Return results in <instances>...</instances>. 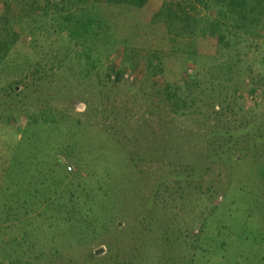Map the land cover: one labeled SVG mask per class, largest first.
Returning <instances> with one entry per match:
<instances>
[{
	"label": "rangeland",
	"instance_id": "1",
	"mask_svg": "<svg viewBox=\"0 0 264 264\" xmlns=\"http://www.w3.org/2000/svg\"><path fill=\"white\" fill-rule=\"evenodd\" d=\"M188 53L163 55L159 61L152 58L159 69L150 71L144 63L149 53L131 48L115 53L102 66L100 58L89 77L69 69L54 73L52 88L60 92H55L52 102L70 120L85 124L66 129L57 121L39 135L52 138L54 144L45 145L49 152H41L39 145L34 153L35 211L41 217L51 216L83 185L91 194L110 192L121 218L97 238L78 241L83 231L89 236L90 227L81 232L78 227L69 229L54 244L57 250L52 251L45 240L43 255L40 247L35 248L24 256L25 263L264 264V136L253 139L256 148L248 145L250 135L258 133L253 126L264 117V41L251 47L243 42L198 62ZM228 58L233 60L231 71ZM108 65L120 71L118 83L101 78ZM187 74L198 76L202 91H183ZM22 78L17 89L23 87ZM166 86L180 88L178 96L185 104L180 101L178 111L166 99ZM16 123L21 126L23 121ZM59 128L66 134L51 135L52 129ZM225 131L240 139L221 137ZM223 138L233 149L229 166L207 150L216 148L217 142L223 144ZM141 154L146 156L144 161L138 159ZM0 155H5L2 146ZM69 162L80 169L79 184L55 196L58 185H66L65 165L71 172L77 169ZM190 166L196 180L178 187L170 176L189 171ZM156 183L162 190L153 199ZM52 198L54 205H46ZM198 218L200 225L193 226ZM217 222L228 228L221 231ZM51 223L48 231L60 232ZM197 236L204 244L191 247ZM98 250L102 251L95 254Z\"/></svg>",
	"mask_w": 264,
	"mask_h": 264
},
{
	"label": "trees",
	"instance_id": "2",
	"mask_svg": "<svg viewBox=\"0 0 264 264\" xmlns=\"http://www.w3.org/2000/svg\"><path fill=\"white\" fill-rule=\"evenodd\" d=\"M259 40L264 41V0H0V85H3L0 146L5 152L4 156L0 155V264H30V260L25 263L24 256L39 247L42 256L45 240L52 244V251L57 250L54 244L69 229L78 227L81 232L90 227L89 236L83 231L78 241L90 236L97 238L121 218L119 205L110 192L91 194L83 185L78 186L82 175L72 162L69 163L77 169L71 172L72 168L65 165L66 185H58L55 196L68 191L66 187L78 186V190L70 193L68 203L58 204L59 210L49 217H41L35 211L32 202L35 172L31 167L34 153L38 152L39 145L43 146L41 152H49L45 145L54 144L52 138L39 135L49 130L46 125L51 127L57 121L66 129L85 124L80 119L70 120L52 102L55 92H60L52 88L57 79L55 72L69 69L89 77L97 69V63L100 64V58L102 66L115 53L131 48L149 53L144 63L151 71L158 67L152 58L159 61L163 55L188 51L198 62L200 58H214L220 50L237 48L243 42L251 47ZM37 56L41 58L35 62ZM232 61L226 65L228 71ZM20 76H23V87L17 89ZM101 78L118 83L121 74L108 65ZM183 86V91L190 94L202 91L198 76L187 74ZM178 89L166 86L164 90L175 111L180 108L179 102L183 103ZM18 119L23 121L21 126H15ZM263 126L264 117L255 123V129L253 126L258 133L250 135L248 145L252 149L256 148L253 139L264 136ZM8 130L11 136L4 135ZM52 130L51 135L66 134L60 128ZM220 135L240 139L234 132L225 131ZM229 139H224L223 144L217 142L214 149H207L216 152L215 157L225 164L228 162V166L233 151L227 145ZM138 159L144 161L146 156L141 154ZM190 168L170 176L178 187L182 182L190 185L196 180L194 168ZM161 190V184L156 183L152 198H157ZM45 204L53 206V198ZM49 223L60 232L48 231ZM192 223L199 226V218ZM201 226L203 232L206 218ZM217 227L221 231L228 228L222 222H217ZM199 239L197 236L189 245L196 248L203 245Z\"/></svg>",
	"mask_w": 264,
	"mask_h": 264
},
{
	"label": "water",
	"instance_id": "3",
	"mask_svg": "<svg viewBox=\"0 0 264 264\" xmlns=\"http://www.w3.org/2000/svg\"><path fill=\"white\" fill-rule=\"evenodd\" d=\"M101 251H102V250H98V251L95 252V254H99Z\"/></svg>",
	"mask_w": 264,
	"mask_h": 264
},
{
	"label": "built area",
	"instance_id": "4",
	"mask_svg": "<svg viewBox=\"0 0 264 264\" xmlns=\"http://www.w3.org/2000/svg\"><path fill=\"white\" fill-rule=\"evenodd\" d=\"M126 78H127V75L125 76ZM112 78H113V76H112ZM128 79V78H127ZM130 81H132V78H130Z\"/></svg>",
	"mask_w": 264,
	"mask_h": 264
}]
</instances>
